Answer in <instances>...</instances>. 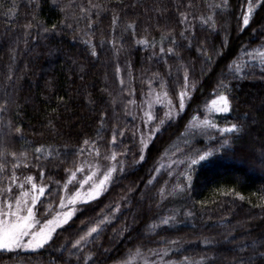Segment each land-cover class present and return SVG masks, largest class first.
<instances>
[{"label":"trees","instance_id":"16d2710c","mask_svg":"<svg viewBox=\"0 0 264 264\" xmlns=\"http://www.w3.org/2000/svg\"><path fill=\"white\" fill-rule=\"evenodd\" d=\"M221 2L55 0L53 7L54 0H0V105L7 101L6 110L0 111V152L8 154L0 159V163L7 160L0 172V187L6 188L13 171L39 174L42 168V181L52 189L37 208L39 217L45 218L48 210L58 206L56 182L62 189L65 169L75 170L73 165H78L90 149L98 147L100 156L116 153L124 168L105 195L80 206L69 224L53 237L55 244L50 242L30 254L1 252L0 264H65L69 252L57 258L62 246L78 238V231L85 228L81 221L91 226L89 221L94 223L101 214L109 215L111 222L83 250L86 254L91 250L93 256L97 251L102 253L93 264H124L173 247L167 241L177 242L168 257L174 264H181L185 258L186 264H233L235 244H251L253 237L264 234V171L255 159L264 150V67L258 60L248 65L245 52L256 49L253 56L264 53V7L256 9L249 26L241 31L238 22L246 0H228L227 8L213 7ZM82 7L91 16V28L82 18ZM181 13L188 16L186 24L178 23L183 18ZM209 16L214 20V30L204 22ZM132 21L135 24L128 27ZM162 45L173 47V54L163 56L159 52ZM93 48L96 56L90 54ZM200 48L212 55L210 64L203 63L205 57L197 51ZM217 51L223 55H214ZM229 64L248 73L237 80L228 76L234 110L206 117L205 109L216 98L212 89L224 78L221 72H227ZM182 66H194V70L189 67V84L195 81L198 86L190 93L192 99H186L183 112L158 131L140 161L136 122L129 108L155 92L178 111L184 83ZM102 112L107 114L103 129L99 119ZM245 114L254 119L255 127L237 142L243 147L237 148L235 156L247 163L210 157L212 163L193 166L190 190L168 196L175 184L185 182L181 163L186 158L181 152L187 154L185 141L198 149L213 146L208 136L197 137L202 144L187 139L195 120L208 118L223 127ZM192 116L196 119L189 123ZM160 119H164L162 108L154 121L157 129L161 128ZM114 129L124 132L123 137H117L119 147L111 144ZM92 139L98 144H84ZM36 148L42 153L37 154ZM13 152L18 157L25 153L18 169L12 168L16 163L10 155ZM150 176L154 177L153 184H147ZM162 187L163 199L159 192ZM117 204L119 210L110 212ZM187 212L193 215L189 217ZM174 213L175 226L147 231L148 224H158L161 216ZM231 236L237 239L225 240ZM206 239L211 243L206 244ZM99 245L102 248L98 249Z\"/></svg>","mask_w":264,"mask_h":264},{"label":"snow or ice","instance_id":"6c2138e0","mask_svg":"<svg viewBox=\"0 0 264 264\" xmlns=\"http://www.w3.org/2000/svg\"><path fill=\"white\" fill-rule=\"evenodd\" d=\"M53 7H56L55 0L53 3ZM215 8H227L228 7V0H222L221 4L213 5ZM258 7H264V0H246L244 8L240 13V21L238 22V28L243 31L247 28L252 21L254 12ZM63 11V9H61ZM82 18H85L89 21L88 27L91 28V16L87 15L86 9L83 7L81 8ZM183 17L178 23L186 24L188 21V16L184 13H181ZM210 28L213 30L215 29L214 20L211 16L207 17L204 21ZM115 23V21H113ZM135 21H132L128 27H133ZM71 27V25H68ZM53 30L56 29V25L52 26ZM47 32V29H44ZM256 31L255 29L253 30ZM181 35H184L182 32ZM264 37V33L261 34ZM35 39V37H33ZM142 43H147L146 41H141ZM172 44H175V40L171 39L170 41ZM224 45L222 44L221 47ZM189 47L191 45L189 44ZM264 47V44L261 45ZM153 48H155V44H153ZM198 52H202L205 59L203 63L210 64L212 62V55H208L207 51L203 48L197 49ZM256 49H253L252 52H248L245 49V52L248 54L249 60L248 65H254L256 61H259V64L264 67V53H261L259 56H253V53ZM159 52L163 54V56H168L173 54L174 49L173 47L165 48L163 45L159 48ZM91 56H96L97 52L95 48L91 50ZM155 56V52L153 53ZM214 55L221 56L223 55L222 52H215ZM162 58V57H161ZM184 67V75H183V88L179 93V104H178V111L177 115L185 109L186 106V99L191 100L192 96L190 93L193 89L197 88V83L194 81L189 84V67L194 66H182ZM247 67V65H246ZM227 72L222 71L221 76L224 77L223 79H218L215 83V86L212 89V92L216 95V98L211 101V109L209 111L215 113H229L234 110L232 101L235 97L232 96V87L231 82L228 80V76L231 77L232 80L243 79L245 78L248 73L246 71H242L240 66H237L233 69L232 65H226ZM119 70V69H117ZM201 75H204V71L202 70ZM264 75V72H262ZM123 84V81H121ZM161 87H163V81L160 82ZM167 95V93H164ZM170 110L165 112V117L168 118L170 121L172 119L171 114V102ZM7 101H5L4 105H0V111L6 110ZM199 111V109H198ZM107 114L101 113L100 114V122H101V129H103L104 118ZM149 120L156 119L155 117L149 115ZM196 117L192 116L190 118L189 123L195 120ZM236 122H232L226 124L225 126L221 127L217 123H210L208 118H205L201 123L203 125L198 131L194 128L192 137L195 143H203L202 139H197V137H204L208 136L213 141L212 147L204 146L203 148H195L186 140L185 145L187 148V154L185 152H181V155H185L186 158L181 161L184 165L185 171L183 172L184 176V183H177L174 187L168 191V196H176L183 194L186 190H190L193 177L191 173L194 170L193 166L201 164L204 162L206 164H210L213 161L210 160V157H215L217 159H228L234 160L236 163L245 164L247 163L246 160L237 158L235 153L237 148H242V144H237L238 141H243L245 134L247 131H250L255 127L254 119L248 117L245 114L243 117L237 116ZM159 124L161 128L153 131L150 129L149 135L155 136L158 131L163 130V125L165 124L164 119L159 120ZM17 133H19L20 129L17 127L15 129ZM215 132V136H211L210 133ZM123 137L124 132L123 130H113L111 144L113 147H119L117 142V137ZM143 136V134H142ZM145 139L142 138L140 141V161L144 160V151L146 150L147 145L145 144ZM91 143L92 145H97V140H85L84 144L87 145ZM264 149V145L261 146ZM36 153L41 154L42 149L36 148ZM97 157L100 156V151L98 147L93 148ZM231 153V154H230ZM83 154L81 150L80 155ZM7 153L0 152V159H3L7 156ZM11 157L16 161V163L12 164L13 169L20 168L21 165V157L25 156V153H20L18 157L15 152L10 154ZM36 161L38 162L40 159V155L35 157ZM111 159H116V153H113ZM256 163L260 165L262 171H264V150L260 152L258 156L255 157ZM7 160H4V163H0V172H3L6 168ZM25 168L28 167L27 163L23 165ZM75 171L72 169H65V173L67 175V179L63 184V188L60 187V182L57 181V194L59 195V205L57 206L58 210H56L55 217L53 219L44 220L43 227L40 226V221L36 218L37 213L34 211V208L37 206V203L40 202L41 204L43 201L40 199L42 196L46 194V188L48 193L52 192V189L46 184H37V180H42L44 176L43 169L41 168L37 177H33L32 175H28L24 177V181L22 183H18V178L16 172L13 171L11 176L9 177V183L7 187H0V250H14V249H30L36 251L38 249L44 248L49 242L55 244V240L53 239V233L56 231L58 227H62L64 225L69 224L72 218L76 215L78 211L81 210L80 206H86L90 204L93 200L98 199L107 188L105 185H111L115 179H117L116 173H122L124 171L123 163L121 161H117L116 166L107 167L106 170L103 171L102 178L95 175L91 169H89L86 173V170L82 166H77L76 164L73 165ZM161 169H157L160 171ZM99 171V169H96ZM80 174V178H77V174ZM171 175V172H169ZM63 179V178H62ZM98 181V182H97ZM154 177H149L147 180V184H153ZM16 185V188L20 190V194L16 195V188L13 187ZM30 185V188L26 186ZM71 185V187L69 186ZM79 185V188H77ZM86 188V190H85ZM75 190V191H73ZM66 191L68 194L63 195L60 194L61 192ZM133 190H129L131 193ZM160 196L163 199L165 194V189L162 187L159 189ZM235 195L239 196V193H235ZM30 196V199H29ZM243 199L242 196H240ZM143 199V197H141ZM125 203H128L127 197L125 198ZM120 205L117 204L115 209L110 208V212H114L119 210ZM47 211V209H46ZM51 214V213H50ZM187 216L191 217L193 215L192 212H187ZM155 219V218H154ZM111 222L109 215H98L95 222L89 221L91 226L85 224L84 221H81L82 225H85V228H82L78 231L77 235L78 238L75 239L74 242L67 241L65 245L62 246V249L59 253L57 258H64V252H69V257L66 259L65 264H93V261L99 258V253L97 251V255L93 256L91 250L86 254L83 250L86 249L90 244H93L98 236L101 235L104 228L107 224ZM177 224L176 214L174 213L172 216H161L159 218V223H151L146 226L147 231L149 232H156V230L163 226L165 228L172 227ZM35 225V226H34ZM86 229V230H85ZM82 233V234H81ZM231 239L235 241L237 238L235 236L225 237V240ZM176 241H167V244L173 246L169 248H162L157 252V255L160 256V259L156 261V264H168V262L163 261V256H166L169 252L175 251L174 245ZM205 243H211L209 240H205ZM71 244V248L68 245ZM236 256L234 259L233 264H264V234H261L259 237H253L251 240V244L248 243H238L234 245ZM97 248H102V245L97 246ZM107 251V250H105ZM162 253V255H161ZM72 257H75L73 259ZM181 264H186L185 261H182ZM209 264L211 262L209 261Z\"/></svg>","mask_w":264,"mask_h":264},{"label":"rangeland","instance_id":"374dc122","mask_svg":"<svg viewBox=\"0 0 264 264\" xmlns=\"http://www.w3.org/2000/svg\"><path fill=\"white\" fill-rule=\"evenodd\" d=\"M160 108L163 109L164 114H165V112H168L170 110L169 100L166 99L165 96H163L161 94H156L155 92H152V93L148 94L147 96H144L141 99L140 102H135L134 101L133 104L131 105V107L129 108V113L131 114L132 119L136 122L137 142H138V146H139V151H140V141H141V139L142 138H146L145 139V144L147 145V147H146V150L144 151V156L146 155V152H147V150L149 148V145L151 144L152 140L155 137V136L154 137L150 136L149 135V131H150V129L153 130V131L157 130V128L154 126L155 119L154 120H149L148 116L151 115V116L156 118L157 110L160 109ZM209 109H211V102L209 103L208 107L204 111L206 117L210 116L212 113H215V112L209 111ZM171 114H172V119L171 120L177 118V110L174 108L173 105L171 107ZM164 120H165V122L169 121L168 118L165 117V115H164ZM198 120H199L198 118L195 120L196 122L193 123L194 126H192L191 129H190V131H192V132H189L188 133L189 135L187 136V139L189 141H191V142L194 141V140H191L194 128L198 131L200 128L203 127V125L201 123L202 121H200V120L198 121ZM7 129H8V127H7ZM142 134H143V136H142ZM111 156L112 155H106V156L97 157L95 151H93V148H92V149H90L87 152L86 155H84L81 158V160L79 161L77 166H82L86 170V173H87V171L89 169H91L93 172H95L96 176L102 178L103 171L106 170L107 167L116 166V164H117V158L115 160H113V159H111ZM168 162L169 163H174L173 160H169ZM96 169H99V171H96ZM73 171H75V170H73ZM22 174L16 173L17 178H18V183H22L24 181V177H26L28 175H32L34 178L38 176L37 172H35V171L30 172V173L27 172L24 175H22ZM118 174H119V172L116 173L117 177H118ZM77 178H80V174L79 173L77 174ZM66 179H67V177H66ZM36 182H37L38 185L39 184H45V183H43L42 180H37ZM7 185H6V187H7ZM111 185H107V184L105 185V187L107 188V191H105L98 199H100L103 195H105L108 192V190L110 189ZM69 186L71 187V185H69ZM13 187L16 188V185H13ZM26 187L30 188V185H27ZM77 188H79V185H77ZM85 190H86V188H85ZM45 191L47 192V188H46ZM73 191H75V190H73ZM15 194L16 195L20 194V190L18 188H16V193ZM61 194L67 195L68 193L66 191H64ZM44 197H45V195L42 196L40 199L42 200ZM29 199H30V196H29ZM98 199H96V200H98ZM96 200H93L92 202H94ZM39 204H40V202H38L37 206L34 208V211L36 213H37V208H38ZM57 204L59 205V202ZM56 210H58L57 207L54 210H50V211L48 210V212H47L48 214L45 216V218L53 219L55 217ZM36 218L40 221V226L43 227L45 218L42 215H40V217H39L38 214H37ZM64 227H66V225H64L62 227H58L56 229V231L53 233V237L55 236V234L59 230L63 229ZM42 249H38L36 251H33V250H30V249L21 248V249H14V250H11V251L0 250V253L2 252V253H28V254H30V253H36V252H38V251H40ZM170 253L171 252H169L166 256H163V261L164 262H168V264H174L173 262H171L168 259ZM161 255H162V253H161ZM159 259H160V256H158L157 252H155V253L149 254L148 256H143V257L136 258L134 260H130V261L124 263V264H156V261H158Z\"/></svg>","mask_w":264,"mask_h":264}]
</instances>
